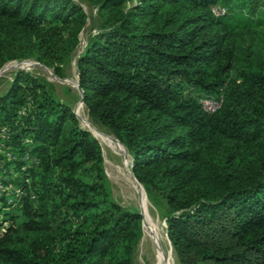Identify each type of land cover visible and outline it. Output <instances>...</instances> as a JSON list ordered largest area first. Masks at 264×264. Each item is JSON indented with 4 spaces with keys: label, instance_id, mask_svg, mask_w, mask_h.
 <instances>
[{
    "label": "trees",
    "instance_id": "trees-1",
    "mask_svg": "<svg viewBox=\"0 0 264 264\" xmlns=\"http://www.w3.org/2000/svg\"><path fill=\"white\" fill-rule=\"evenodd\" d=\"M83 1L102 23L78 62L85 107L128 149L180 264H264V41L233 25L264 0ZM88 19L72 0H0V70L27 56L64 78ZM1 145L0 177L28 166L30 184L10 177L25 195L0 264H133L143 217L113 201L100 143L50 82L20 73L0 95Z\"/></svg>",
    "mask_w": 264,
    "mask_h": 264
},
{
    "label": "rangeland",
    "instance_id": "rangeland-1",
    "mask_svg": "<svg viewBox=\"0 0 264 264\" xmlns=\"http://www.w3.org/2000/svg\"><path fill=\"white\" fill-rule=\"evenodd\" d=\"M76 5L81 6L85 12L87 13L89 19H88V26L84 30L83 33H81L80 38H79V45L75 48V50L70 54V57L68 60L65 62V72H64V78H59V82L55 81L52 78H49L45 73H43L39 68L46 67L44 64L40 63L37 59L23 56L25 59H18L9 62L6 64L1 70H0V95H3L7 93L11 87L12 83L15 81L16 77L20 73H28L33 76H37L40 78H43L50 82L54 88L56 95L58 99H60L63 103H66L70 106H72V110L74 111L75 115L77 113V107L79 104V97L80 96V91L77 86V81H78V73H79V68H78V62L84 56L90 46V42L97 36L99 35L102 30H101V20L99 17V9L93 4H88L87 2L83 0H72ZM215 6H212L213 8ZM226 8V7H225ZM252 10H250L249 5L246 7H243L241 9H238L235 14L233 15V25L234 27H240L244 28L247 26L250 27H257L258 31L260 32V37L257 38L256 42H261V40L264 41V4L261 2L259 6L257 7L255 14L251 13ZM86 52V53H85ZM20 58V57H19ZM14 62H19L25 67L21 68V65L18 70L16 71H11L8 72L4 75H2V72L5 70L7 66L14 65ZM18 65V64H17ZM51 71H53L51 69ZM54 72V71H53ZM56 75V74H55ZM65 81V82H64ZM71 81V83H74L76 88H73L69 86L67 83ZM69 83V84H71ZM184 85V84H181ZM187 88V87H186ZM186 88L178 90L177 92L183 93V94H188L191 93L192 90H187ZM77 89V90H76ZM201 97L199 99V105H201L202 101ZM222 97L218 98L221 99ZM204 100V99H203ZM86 106V105H85ZM201 107V106H200ZM87 109V108H86ZM88 111V110H87ZM77 117V116H76ZM90 117V116H89ZM78 119V117H77ZM93 126L95 128V131H98L102 134H112L111 131H109L106 127H103L99 122L93 120L90 118ZM79 120V119H78ZM81 129L87 133H90L95 137V134L92 132H88L86 130L81 122L79 121ZM113 135V134H112ZM114 136V135H113ZM115 137V136H114ZM116 138V137H115ZM97 139V138H96ZM98 140V139H97ZM118 141V139L116 138ZM116 145V144H113ZM118 145L120 146L119 148L123 151V154H120L119 152L115 150H110L108 153L103 152V157H104V169H105V174H106V179L108 182V187H109V192L112 196L113 201L126 209L127 211L138 214L141 216V213L136 209V203L137 200L132 194L130 188H129V182L127 178L123 175L122 169L124 172H130L131 173V161L129 160L128 157V149H126L120 141H118ZM116 147V146H115ZM3 149H5V145L0 146V154L3 153ZM110 153V154H109ZM6 156L11 157V153H7ZM31 159L30 154H27L24 157V160H29ZM109 161L111 163H114L113 167H108L106 165V162ZM3 166L0 165V169ZM28 166H24L21 171H15V172H8L10 173L9 176H1L0 177V237H2L6 232L4 233L3 230H7V228L11 225V221L8 220L5 216V213H8L10 211H15L16 207L20 204L23 196L25 195V191L18 188L15 184L10 182V177L14 178H20V185H27L30 184V180L27 179L25 172L28 170ZM145 192H147L145 190ZM147 194V193H146ZM149 195H147L148 197ZM150 196L148 198V201L151 206V211L152 214L159 218V220L165 224L166 226V234H167V223L165 219L163 218V208L157 207L156 204L151 200ZM4 200H7V205ZM136 204V205H134ZM134 205V206H133ZM7 206V208H6ZM6 211V212H5ZM143 224V220H142ZM168 236V235H167ZM169 240V239H168ZM142 236L141 239H138L136 246H135V254H134V260L133 264H153V255L148 251V245L146 247L142 246ZM171 244V242H170ZM172 246V244H171ZM145 248V249H144ZM173 248V246H172ZM174 253V258L176 261V264H180L178 261L177 255L173 249Z\"/></svg>",
    "mask_w": 264,
    "mask_h": 264
},
{
    "label": "bare ground",
    "instance_id": "bare-ground-1",
    "mask_svg": "<svg viewBox=\"0 0 264 264\" xmlns=\"http://www.w3.org/2000/svg\"><path fill=\"white\" fill-rule=\"evenodd\" d=\"M18 64V65H17ZM23 70L25 65L14 62V65H9L2 72V75L16 71L19 69L20 65ZM43 73H45L49 78L54 79L59 82V79L56 78V75L50 69L46 67L39 68ZM65 82V81H64ZM69 81L67 84L73 88H76V84L71 83ZM78 86V81H77ZM77 90V89H76ZM81 96V93H80ZM76 116L81 122L82 126L88 130V132H92L95 134V138L98 139V142L101 144L104 153H108L110 150H115L120 154H123V151L119 148L118 141L112 134H102L98 131H95L93 123L89 117L88 111L85 105L82 103V96L79 97V104L77 107ZM116 144V145H113ZM116 146V147H115ZM110 154V153H109ZM124 155V154H123ZM129 160L132 161L131 156L128 153ZM131 163V162H130ZM108 167H113L114 163L109 161L106 162ZM131 166V165H130ZM123 175L127 178L129 182V188L137 200L136 209L141 213L143 217V234H142V246L146 247L148 245V251L153 255V264H176L173 248L168 240V236L166 234V226L163 224L159 218L155 217L152 214L151 206L147 194L145 192V188L142 185H138L134 178L132 177L130 172H124L122 169ZM133 205V206H134ZM145 249V248H144Z\"/></svg>",
    "mask_w": 264,
    "mask_h": 264
},
{
    "label": "built area",
    "instance_id": "built-area-1",
    "mask_svg": "<svg viewBox=\"0 0 264 264\" xmlns=\"http://www.w3.org/2000/svg\"><path fill=\"white\" fill-rule=\"evenodd\" d=\"M211 10H212L213 15L216 18L224 17L229 13L227 8L221 7V6H215V7L211 8ZM200 104H201L200 105L201 109L205 113L212 114V113H215L216 111H218L222 107L223 97L221 99L204 97V98H202V101ZM178 215H180V213H178ZM3 231H4V233L6 232V230H3Z\"/></svg>",
    "mask_w": 264,
    "mask_h": 264
},
{
    "label": "water",
    "instance_id": "water-1",
    "mask_svg": "<svg viewBox=\"0 0 264 264\" xmlns=\"http://www.w3.org/2000/svg\"><path fill=\"white\" fill-rule=\"evenodd\" d=\"M78 88H79V91L81 93V96H82V103L85 105L84 103V92L83 90L81 89V86H80V72L78 73ZM75 114V113H74ZM93 136V135H92ZM94 137V136H93ZM95 138V137H94ZM96 139V138H95ZM97 140V139H96ZM98 141V140H97ZM101 145V144H100ZM102 147V146H101ZM103 149V148H102ZM132 161H131V175L132 177L134 178L135 182L138 184V185H141L137 180L136 178L134 177V174H133V167H134V160L133 158L131 157Z\"/></svg>",
    "mask_w": 264,
    "mask_h": 264
}]
</instances>
